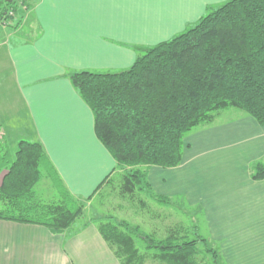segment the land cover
<instances>
[{
	"label": "crops",
	"instance_id": "crops-1",
	"mask_svg": "<svg viewBox=\"0 0 264 264\" xmlns=\"http://www.w3.org/2000/svg\"><path fill=\"white\" fill-rule=\"evenodd\" d=\"M226 1L25 0L26 8L12 23L0 25V179L20 141L38 142L56 178L42 167L33 188L39 203H50L39 197L53 198L55 188L57 201L58 186L79 202L89 204L101 196L104 188L95 190L116 164L96 138L92 113L67 74L125 70L144 49L184 32ZM245 115H230L222 129L227 135L239 133V158L249 168L264 159V126ZM146 182L152 192L147 175ZM43 184L37 196L35 187ZM229 187L236 189L239 218L211 226V240L222 244L217 258L225 264H264V237L245 235L247 228L264 231V181L249 175L239 179V187ZM152 193L169 204L167 192ZM82 215L56 234L40 225L0 219V264H119L96 220Z\"/></svg>",
	"mask_w": 264,
	"mask_h": 264
},
{
	"label": "trees",
	"instance_id": "trees-1",
	"mask_svg": "<svg viewBox=\"0 0 264 264\" xmlns=\"http://www.w3.org/2000/svg\"><path fill=\"white\" fill-rule=\"evenodd\" d=\"M21 7L26 8L24 1L0 0V23L18 16ZM67 76L92 113L96 138L116 164L95 192L116 183L121 197L134 200L144 193L166 204L167 199L150 191L142 167L179 166L185 135L211 123L221 110H239L264 126V0H227L207 10L184 32L144 49L125 70ZM49 165L40 143L19 142L0 179V219L40 225L56 234L82 215L84 202L62 186L56 202L35 199L33 188L42 167ZM46 170L55 180L53 171ZM250 177L264 181V159L252 164ZM96 222L119 264H204L198 257L199 243L214 260L217 257L198 236L174 243V230L157 240L111 217Z\"/></svg>",
	"mask_w": 264,
	"mask_h": 264
},
{
	"label": "rangeland",
	"instance_id": "rangeland-1",
	"mask_svg": "<svg viewBox=\"0 0 264 264\" xmlns=\"http://www.w3.org/2000/svg\"><path fill=\"white\" fill-rule=\"evenodd\" d=\"M5 22L9 25L12 19ZM239 112L243 113L233 108L221 110L211 123L201 124L187 133L184 137L181 167L174 169L142 167L147 180L150 179L152 182V192L159 195L163 193L166 195L167 192L170 196L169 204L163 205L162 208L144 193L135 196L134 200L121 197L118 194V186L114 183L112 189L105 188L101 196L95 197L89 204L87 201L84 202L83 219L97 221L111 217L115 223L123 221L131 227L138 226L141 234L152 233L157 240L164 237L169 230H174L178 233L174 236V243L190 241L198 236L206 240L208 248L220 253L222 244L215 239L211 240L213 237L210 238V235L214 232L210 228L218 223L224 224L239 218V211L236 210V189L229 186L234 184L239 187V179H245L251 171V166L249 168L247 166V160L239 158V133L227 135L223 133L226 132L225 128L222 129L226 125V120L232 119L230 115ZM248 119L256 123L254 119L250 117ZM188 173L191 176H187ZM161 178L165 181H161ZM43 179L46 180L44 172ZM43 186L44 184L40 185V188L38 185L35 187L37 196L40 195L39 190ZM52 194L54 199L52 196L41 195L39 198L45 202H56L58 198L56 188ZM138 199L145 205L142 206ZM258 233L264 231L255 228L245 229L246 236L264 237ZM136 246L140 250L143 247L138 240ZM197 248L198 257L204 264H225L224 260L217 257L214 260L211 253L205 252L202 244L199 243ZM146 264L160 263L149 260Z\"/></svg>",
	"mask_w": 264,
	"mask_h": 264
},
{
	"label": "water",
	"instance_id": "water-1",
	"mask_svg": "<svg viewBox=\"0 0 264 264\" xmlns=\"http://www.w3.org/2000/svg\"><path fill=\"white\" fill-rule=\"evenodd\" d=\"M2 1L9 2L10 0H2Z\"/></svg>",
	"mask_w": 264,
	"mask_h": 264
},
{
	"label": "built area",
	"instance_id": "built-area-1",
	"mask_svg": "<svg viewBox=\"0 0 264 264\" xmlns=\"http://www.w3.org/2000/svg\"><path fill=\"white\" fill-rule=\"evenodd\" d=\"M10 14V13H9ZM14 18V17H13ZM2 25H5V24H2Z\"/></svg>",
	"mask_w": 264,
	"mask_h": 264
}]
</instances>
